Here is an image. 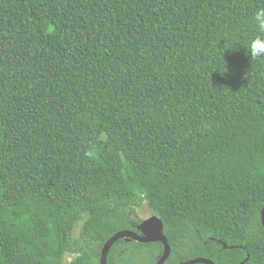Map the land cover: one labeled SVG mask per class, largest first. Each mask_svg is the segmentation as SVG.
Masks as SVG:
<instances>
[{"label": "trees", "instance_id": "trees-1", "mask_svg": "<svg viewBox=\"0 0 264 264\" xmlns=\"http://www.w3.org/2000/svg\"><path fill=\"white\" fill-rule=\"evenodd\" d=\"M260 7L0 0V264H264Z\"/></svg>", "mask_w": 264, "mask_h": 264}, {"label": "water", "instance_id": "water-1", "mask_svg": "<svg viewBox=\"0 0 264 264\" xmlns=\"http://www.w3.org/2000/svg\"><path fill=\"white\" fill-rule=\"evenodd\" d=\"M260 222L264 229V209L260 212ZM120 239H127L130 241H135L139 243H160L162 245V256L158 260L157 264H163L170 255V247L167 238L163 234V224L156 217H149L148 219L142 221L137 227L136 231H122L113 235L102 247L100 253L99 264H106L107 254L116 241ZM223 249H226L224 243L219 242ZM184 264H213L211 261L197 259Z\"/></svg>", "mask_w": 264, "mask_h": 264}, {"label": "clouds", "instance_id": "clouds-1", "mask_svg": "<svg viewBox=\"0 0 264 264\" xmlns=\"http://www.w3.org/2000/svg\"><path fill=\"white\" fill-rule=\"evenodd\" d=\"M253 23L257 35L247 42L246 49L250 57L255 59L264 57V7L256 9L253 15ZM88 155L93 156L94 151L88 152Z\"/></svg>", "mask_w": 264, "mask_h": 264}, {"label": "rangeland", "instance_id": "rangeland-1", "mask_svg": "<svg viewBox=\"0 0 264 264\" xmlns=\"http://www.w3.org/2000/svg\"><path fill=\"white\" fill-rule=\"evenodd\" d=\"M137 217L140 220L144 221V220L148 219L150 217V215H149L147 209L143 208L142 210H139Z\"/></svg>", "mask_w": 264, "mask_h": 264}, {"label": "flooded vegetation", "instance_id": "flooded-vegetation-1", "mask_svg": "<svg viewBox=\"0 0 264 264\" xmlns=\"http://www.w3.org/2000/svg\"><path fill=\"white\" fill-rule=\"evenodd\" d=\"M135 232V231H134ZM219 242L220 241H218L217 243L219 244ZM219 245H221V244H219ZM221 247H222V245H221ZM162 256V255H161ZM160 256V257H161ZM160 257H158L157 259H156V263L155 264H157V262H158V260L160 259ZM247 259V258H246ZM246 259L244 260V262L246 261ZM204 260V259H203ZM166 262V261H165ZM165 262L163 263V264H165ZM186 263V262H185ZM182 264H184V263H182ZM240 264H243V262H241Z\"/></svg>", "mask_w": 264, "mask_h": 264}]
</instances>
